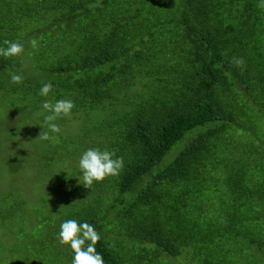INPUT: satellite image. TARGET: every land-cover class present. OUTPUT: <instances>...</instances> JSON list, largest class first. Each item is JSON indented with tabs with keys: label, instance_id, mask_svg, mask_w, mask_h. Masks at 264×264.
I'll use <instances>...</instances> for the list:
<instances>
[{
	"label": "trees",
	"instance_id": "obj_1",
	"mask_svg": "<svg viewBox=\"0 0 264 264\" xmlns=\"http://www.w3.org/2000/svg\"><path fill=\"white\" fill-rule=\"evenodd\" d=\"M6 40L39 48L36 67L51 77L0 56V92L105 114L81 138L124 162L53 206L58 251L46 246L40 263L72 264L58 233L77 219L100 233L104 264H264L259 0H0V47ZM12 72L23 81L12 83ZM47 82L52 91L36 96Z\"/></svg>",
	"mask_w": 264,
	"mask_h": 264
},
{
	"label": "rangeland",
	"instance_id": "obj_2",
	"mask_svg": "<svg viewBox=\"0 0 264 264\" xmlns=\"http://www.w3.org/2000/svg\"><path fill=\"white\" fill-rule=\"evenodd\" d=\"M36 51L39 48H26L19 54L21 73L23 68L25 74L31 72L34 79L44 82L51 75L36 67ZM28 52L31 59L26 58ZM41 105L33 94L15 102L0 92V264H42L40 258L48 249L58 251L49 232L48 223L57 216L51 210L83 182L78 160L89 141L81 135L85 125L98 121V115L70 112L56 121L61 131L49 132L50 138L43 140L40 137L48 131L44 118L50 113ZM179 146L173 147L164 163ZM57 257L51 254L49 258L55 262ZM177 264H183L182 258Z\"/></svg>",
	"mask_w": 264,
	"mask_h": 264
},
{
	"label": "clouds",
	"instance_id": "obj_3",
	"mask_svg": "<svg viewBox=\"0 0 264 264\" xmlns=\"http://www.w3.org/2000/svg\"><path fill=\"white\" fill-rule=\"evenodd\" d=\"M259 6L264 7V0H259ZM7 47H0V56L12 57L23 52V45L19 42L4 41ZM236 65L244 63L243 58H233ZM22 74L17 72L10 73V80L14 84L23 81ZM53 84L51 82L44 83L38 95L47 97L52 91ZM42 109L50 113L44 118V124L47 125L48 131L44 132L40 137L48 140L50 133H59L60 125L56 123L58 118L70 114L74 107L71 99H58L55 102L45 99L41 105ZM43 127V125H41ZM114 152L101 150L100 148H88L84 150L78 160V169L82 173L84 187L89 188L94 182L103 180L106 176L118 175L123 168L124 162L122 157H115ZM79 178V176H77ZM80 179V178H79ZM60 231L58 233L61 244L70 246L74 253L72 256V264H104L103 256L96 249L97 242L101 239L100 233L96 231L93 224L77 220L65 219L60 223Z\"/></svg>",
	"mask_w": 264,
	"mask_h": 264
}]
</instances>
